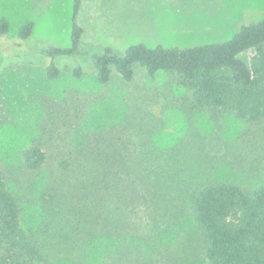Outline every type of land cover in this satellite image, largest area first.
Wrapping results in <instances>:
<instances>
[{
    "label": "rangeland",
    "instance_id": "obj_1",
    "mask_svg": "<svg viewBox=\"0 0 264 264\" xmlns=\"http://www.w3.org/2000/svg\"><path fill=\"white\" fill-rule=\"evenodd\" d=\"M72 14L73 0H0V16L10 23L0 37V160L8 188L21 204L24 228L51 264H208L187 204L126 209L128 218L118 222L119 239L105 238L103 244L95 245L83 228L75 230V218L68 228L64 218L70 209L53 206L58 182L68 180L60 162L73 164L81 144L91 140L118 148L128 161L155 170L163 166L164 178L186 188L209 180L254 187L264 182V121L193 111L166 72L152 77L138 69L133 82L114 74L102 84L91 69L74 76L71 67L88 62L72 58L57 79H49L50 59L38 50L70 46ZM263 17L264 0H83L79 23L84 49L102 52L110 46L122 55L140 42L179 47L222 42ZM28 21L35 27L24 41L18 29ZM33 143L48 153L39 171L23 164L22 151Z\"/></svg>",
    "mask_w": 264,
    "mask_h": 264
},
{
    "label": "trees",
    "instance_id": "obj_2",
    "mask_svg": "<svg viewBox=\"0 0 264 264\" xmlns=\"http://www.w3.org/2000/svg\"><path fill=\"white\" fill-rule=\"evenodd\" d=\"M82 2L73 0L70 46L49 44L38 50L50 59L45 65L49 79H57L65 61L72 58L88 62L75 63L71 67L74 76L82 77L91 69L102 84L110 82L114 74L133 82L138 69L152 77L166 72L184 90L183 100L193 111L208 109L232 113L250 123L264 121V17L241 26L222 42L189 47L140 42L121 55L110 46L102 52L82 47ZM34 27V21L21 25L19 38L29 40ZM9 30L8 19L0 16V37ZM90 142L81 144L73 164L60 162L68 180L58 182V200L53 206L70 209L64 218L68 228L75 218L79 223L75 230L83 228L95 245L103 244L105 238L119 239L118 222L128 218L126 209H180L187 204L200 230L208 264H264V182L246 187L231 180H209L186 188L182 181L164 178L163 166L155 170L142 161H128L116 147ZM47 154L39 143L27 146L22 151L24 167L41 170ZM0 264H51L38 239L23 226L21 204L8 188L1 160Z\"/></svg>",
    "mask_w": 264,
    "mask_h": 264
}]
</instances>
